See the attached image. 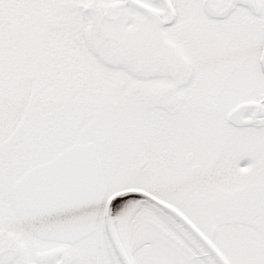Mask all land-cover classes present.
Masks as SVG:
<instances>
[{"label": "snow or ice", "instance_id": "1", "mask_svg": "<svg viewBox=\"0 0 264 264\" xmlns=\"http://www.w3.org/2000/svg\"><path fill=\"white\" fill-rule=\"evenodd\" d=\"M0 264H264V0H0Z\"/></svg>", "mask_w": 264, "mask_h": 264}]
</instances>
